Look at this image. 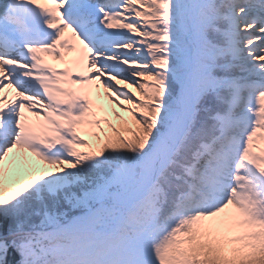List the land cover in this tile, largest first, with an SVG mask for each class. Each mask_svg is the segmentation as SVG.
Returning <instances> with one entry per match:
<instances>
[{"label": "snow or ice", "instance_id": "1", "mask_svg": "<svg viewBox=\"0 0 264 264\" xmlns=\"http://www.w3.org/2000/svg\"><path fill=\"white\" fill-rule=\"evenodd\" d=\"M0 264H264V0H0Z\"/></svg>", "mask_w": 264, "mask_h": 264}, {"label": "rangeland", "instance_id": "2", "mask_svg": "<svg viewBox=\"0 0 264 264\" xmlns=\"http://www.w3.org/2000/svg\"><path fill=\"white\" fill-rule=\"evenodd\" d=\"M57 66H60V65H57ZM8 94L11 95V90H8Z\"/></svg>", "mask_w": 264, "mask_h": 264}]
</instances>
